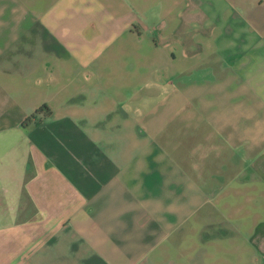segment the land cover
<instances>
[{
	"label": "crops",
	"instance_id": "obj_1",
	"mask_svg": "<svg viewBox=\"0 0 264 264\" xmlns=\"http://www.w3.org/2000/svg\"><path fill=\"white\" fill-rule=\"evenodd\" d=\"M0 264H264V0H0Z\"/></svg>",
	"mask_w": 264,
	"mask_h": 264
},
{
	"label": "trees",
	"instance_id": "obj_2",
	"mask_svg": "<svg viewBox=\"0 0 264 264\" xmlns=\"http://www.w3.org/2000/svg\"><path fill=\"white\" fill-rule=\"evenodd\" d=\"M38 112L40 113V111H37V113H38ZM35 116H36V115H35ZM35 116L33 115V117H35ZM29 120L31 121L32 119H29Z\"/></svg>",
	"mask_w": 264,
	"mask_h": 264
}]
</instances>
